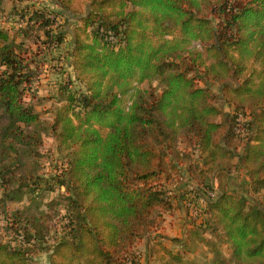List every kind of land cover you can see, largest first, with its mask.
Instances as JSON below:
<instances>
[{
	"label": "trees",
	"instance_id": "16d2710c",
	"mask_svg": "<svg viewBox=\"0 0 264 264\" xmlns=\"http://www.w3.org/2000/svg\"><path fill=\"white\" fill-rule=\"evenodd\" d=\"M54 3L0 0L18 21L0 24V264L41 254L46 264H122L175 209L164 186L175 175L189 182L208 264H264V0ZM68 14L78 20L71 72L44 121L25 99L40 75L26 41L62 50ZM46 135L63 153L51 177L39 171ZM46 190L57 197L40 208ZM24 197L35 211L10 208ZM172 240L185 251L194 242ZM151 256L145 264H203L160 242Z\"/></svg>",
	"mask_w": 264,
	"mask_h": 264
},
{
	"label": "rangeland",
	"instance_id": "374dc122",
	"mask_svg": "<svg viewBox=\"0 0 264 264\" xmlns=\"http://www.w3.org/2000/svg\"><path fill=\"white\" fill-rule=\"evenodd\" d=\"M3 5H5V3ZM12 5H15L17 8L31 6L33 8L40 7L50 10L59 9V6L54 3V0H8V7ZM1 9L2 6L0 7V24L5 22V24H9L11 26H18V21H16L17 19H14L13 15L8 16V13H4ZM67 16L66 27L69 31V34H67L65 37V43L62 50L58 51L57 47L41 42V36L31 37L26 41L27 48L31 49L35 53L38 52L37 60L39 61L40 75L38 76V79H35L31 83L30 87L25 91V99L27 101H31L34 104L36 110L40 114L41 120L44 121H51L53 112L59 105V100L61 98L58 88L60 84L65 82L66 75L70 74L71 72V31L73 25L76 24L78 20L77 17L73 16L72 14H68ZM40 33L41 32H39V34ZM36 40L37 42L34 43ZM43 40H45V38H43ZM142 86L146 87L148 84L144 83ZM75 87L78 88V85ZM219 105L223 112H227L229 110L227 105L221 101V98H219ZM191 153L196 155V152L194 151ZM40 154V174L49 177L59 174L60 170L62 169L61 158L63 153H60V150L57 148V141L52 136L46 135L43 137V144L40 147ZM244 180L245 176L243 174H235L233 176V187L237 188V185L243 186ZM164 186L166 190H168L167 195L174 202L176 208L171 213H165L164 219L160 225L157 228L147 232L144 237H141L136 242L132 250V255H129L126 261L122 264H145L147 262H154L155 257L151 256V251H153V246L155 247L156 242H160L162 245L174 252L180 251L189 255L190 257L195 258L203 264H208L211 254L208 252L205 246L200 244L201 242L198 241V237L195 236V231L198 232V229L190 226L192 217L196 216L197 210H194L195 207H193L192 204L190 205L191 208L189 210V214L185 205V198H193V193L188 187L189 182L187 178L175 175L170 180L165 182ZM183 192L186 193L182 196ZM41 194L43 201H41L40 208H44L43 204L51 198L57 197L56 190L42 191ZM16 206H20V208L27 207L30 212H33L35 211L36 203H33L24 197L20 203L10 204V208H17ZM198 208H200V204L198 205ZM187 234H190V236L194 238V242L190 246V250L185 251L183 248H181L179 243L172 239L184 238V236ZM206 236H208V234H206ZM0 238H8V236H6L4 232L1 231V229ZM37 260V264H46L45 254H41L39 257H37ZM226 264L232 263L227 262Z\"/></svg>",
	"mask_w": 264,
	"mask_h": 264
},
{
	"label": "built area",
	"instance_id": "2783aa9c",
	"mask_svg": "<svg viewBox=\"0 0 264 264\" xmlns=\"http://www.w3.org/2000/svg\"><path fill=\"white\" fill-rule=\"evenodd\" d=\"M238 120L240 121V120H242V116L241 115H239L238 116ZM170 193V192H169ZM210 197H212L213 195H214V193L213 192H208L207 193ZM202 202V201H201ZM190 203H187V205H189Z\"/></svg>",
	"mask_w": 264,
	"mask_h": 264
},
{
	"label": "crops",
	"instance_id": "0c3cea01",
	"mask_svg": "<svg viewBox=\"0 0 264 264\" xmlns=\"http://www.w3.org/2000/svg\"><path fill=\"white\" fill-rule=\"evenodd\" d=\"M213 185L214 186H216V181L215 180H213ZM176 206V205H175ZM176 208V207H175ZM171 213V212H170Z\"/></svg>",
	"mask_w": 264,
	"mask_h": 264
}]
</instances>
